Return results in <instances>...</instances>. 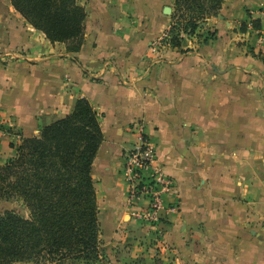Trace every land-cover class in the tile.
<instances>
[{
	"label": "crops",
	"instance_id": "0c3cea01",
	"mask_svg": "<svg viewBox=\"0 0 264 264\" xmlns=\"http://www.w3.org/2000/svg\"><path fill=\"white\" fill-rule=\"evenodd\" d=\"M79 1L78 53L0 3V164L87 98L104 133L92 175L112 264H264V0H224L180 47L161 42L174 0ZM139 128L174 182L155 222L135 215L148 199L128 203L124 181Z\"/></svg>",
	"mask_w": 264,
	"mask_h": 264
},
{
	"label": "trees",
	"instance_id": "16d2710c",
	"mask_svg": "<svg viewBox=\"0 0 264 264\" xmlns=\"http://www.w3.org/2000/svg\"><path fill=\"white\" fill-rule=\"evenodd\" d=\"M14 8L51 42L78 53L84 44L87 11L79 0H11ZM224 0H174L170 45L193 36ZM255 28L261 25L252 22ZM243 23V28L246 26ZM214 38L207 34L204 42ZM104 133L87 98L72 112L22 137L16 153L0 164V200L20 199L29 216L0 213V264H97L108 259L101 240L99 202L92 175Z\"/></svg>",
	"mask_w": 264,
	"mask_h": 264
},
{
	"label": "built area",
	"instance_id": "2783aa9c",
	"mask_svg": "<svg viewBox=\"0 0 264 264\" xmlns=\"http://www.w3.org/2000/svg\"><path fill=\"white\" fill-rule=\"evenodd\" d=\"M170 36L168 30L161 38V42L167 41ZM139 133V142L130 151L126 160L124 181L127 184L128 203L142 197L148 199L146 207L135 215L146 221L155 222L160 218L167 196L174 191V182L165 169L157 163L156 150L144 137L142 128H139ZM176 208L177 206L174 205L173 209Z\"/></svg>",
	"mask_w": 264,
	"mask_h": 264
},
{
	"label": "rangeland",
	"instance_id": "374dc122",
	"mask_svg": "<svg viewBox=\"0 0 264 264\" xmlns=\"http://www.w3.org/2000/svg\"><path fill=\"white\" fill-rule=\"evenodd\" d=\"M2 2L3 0H0V3ZM7 210H15L23 216H26V217L29 216V209L20 199H10V200L1 199L0 200V213H3ZM139 259L140 258H138L137 260L139 261ZM20 264H36V263L29 262V263H20ZM48 264H55V263L49 262ZM97 264H112V262H110L108 258V259H104L101 263H97ZM130 264H133V263H130Z\"/></svg>",
	"mask_w": 264,
	"mask_h": 264
},
{
	"label": "water",
	"instance_id": "95a60500",
	"mask_svg": "<svg viewBox=\"0 0 264 264\" xmlns=\"http://www.w3.org/2000/svg\"><path fill=\"white\" fill-rule=\"evenodd\" d=\"M165 11L167 12V14H171L172 9H171V7H166Z\"/></svg>",
	"mask_w": 264,
	"mask_h": 264
}]
</instances>
